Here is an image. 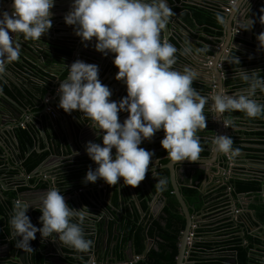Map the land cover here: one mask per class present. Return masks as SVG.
Masks as SVG:
<instances>
[{
	"label": "clouds",
	"instance_id": "9594fccd",
	"mask_svg": "<svg viewBox=\"0 0 264 264\" xmlns=\"http://www.w3.org/2000/svg\"><path fill=\"white\" fill-rule=\"evenodd\" d=\"M54 2L12 0L11 15L8 11L0 12V72L20 56V44L13 36L22 34L26 41H37L48 33ZM260 11L259 22L264 25V7ZM171 14L167 0H72L63 18L65 23L73 26L81 43L95 38L97 52L104 56L114 54L112 62L118 68L115 79L126 85V96L119 101L110 100L112 92L98 79V65L80 59L67 67L66 78L60 80L58 107L67 114L73 110L81 113L102 141L85 144V152L96 167L88 168L83 183H95L99 178L115 185L122 177L124 185H138L152 157L151 151L138 146L161 129L164 136L160 144L171 162L197 161L201 147L196 133L206 127L203 109L210 101L209 106L215 109L216 118H221L225 127H235L231 120L223 118L226 112L239 111L249 119L264 118V103L255 98L257 91L264 94V78L256 70L241 67L235 70L233 79L238 78L246 87L230 95L222 88L201 95L192 87L197 78L195 70L173 67L178 49L161 39ZM249 22L254 23L251 19ZM256 40L257 51H264V31ZM179 51L187 56L202 53L204 49L185 46ZM227 62L240 64V59L236 55ZM118 112H127L122 123L118 122ZM211 151L227 157L237 155L239 148L233 147L231 136L216 135L212 138ZM166 183L164 178L157 179V191H162ZM28 208L22 201H15L8 220L12 235L19 238L17 248L32 250L30 241L37 232L42 238L57 233L62 246L76 253H87L92 247L93 241L86 238L83 230L84 221L92 214L87 206L70 208L58 189L49 188L40 202L38 220L42 226L39 228L26 215Z\"/></svg>",
	"mask_w": 264,
	"mask_h": 264
},
{
	"label": "flooded vegetation",
	"instance_id": "af4514ba",
	"mask_svg": "<svg viewBox=\"0 0 264 264\" xmlns=\"http://www.w3.org/2000/svg\"><path fill=\"white\" fill-rule=\"evenodd\" d=\"M172 1L175 2L176 0ZM250 2L251 0H249V3ZM187 3L189 4L190 2L187 1ZM190 4L195 5L198 3ZM218 5H220L219 2ZM172 6L173 5L171 4L170 8L172 10L173 20L175 18L184 27L179 19L180 13L175 12L172 9ZM263 6L264 2L261 6L258 5L257 7L262 8ZM190 8L193 7L186 8L187 10L185 11L193 19L196 25H198L190 13ZM195 8L206 9L215 13L214 8L206 5L195 6ZM239 44V47L235 46V49L239 52H230V54L225 57L223 55L224 58L221 59L220 63L221 67H223L226 72L223 89L225 93L229 95L240 88L246 87V85L240 82L238 78L233 79L235 70L240 67L246 70H251V66H259L260 64L258 61V64L252 65L251 60L249 59L251 49L241 43ZM243 51L246 52L244 53ZM259 52H261L260 57L264 59V51L263 53L262 51ZM236 55L240 59V64L227 62V60H231ZM257 68L258 75L264 76V65ZM220 78L213 81L215 84L212 91L213 93L217 90L218 85H220ZM112 98L113 96L109 99L115 100V97L114 99ZM255 98L261 103H264V94L259 91H257ZM47 110L50 111V109ZM209 111L213 110L209 104L206 103L203 109L206 117V127L198 129L196 133L200 138L199 143L201 147V152L197 161L190 162L185 159L180 162H171L167 157V151L163 149L160 144V140L164 136L162 129L155 132L150 140H143L141 145L138 146L152 152L150 164L146 170L144 179L138 184L141 193H138L135 187L131 185L121 184L122 187H120L118 195V203H120L121 206V216L120 218H111V220L115 221L113 225V233H115L114 226L118 224L120 227L119 223L123 220L127 222V220L132 221L134 219L139 223H143L144 220H157L168 203L167 193L173 198L171 201L178 205V209L181 214H183L187 224L184 209L176 195L177 188L188 209L191 219L187 250L185 253L186 262L189 264H204L205 261L216 258L220 264H236L238 249H242L248 256L249 264H264V194H262L264 193V148H261L260 151L255 153H251V140L257 139L264 142V118L249 119L239 111L226 112L225 117L223 118L225 120H231L235 127H229H232V130L237 132L234 135H231L230 131L225 132V126L223 123H220L221 135L231 136L233 147L239 148V153L237 155L226 157L223 154L217 155L211 151L213 138L211 134V122L216 120H219L220 122L222 121L221 118H216V116L211 117ZM119 119L120 118H118V121ZM87 123L90 122L86 119V122L84 123V145L89 139H91L86 133L87 128L89 127ZM71 128L74 135L80 132V127H76L75 124L72 125ZM65 133L67 135V131ZM64 139L67 140L64 144H67L69 147V145H71V139L69 137L66 139L65 136ZM262 146L264 147V143ZM83 150L85 151V146L81 148V150L78 149L77 152ZM113 150L115 151V149ZM42 154L46 155L38 166L42 164L41 168L43 169V166L47 165L52 158L47 153ZM28 156L35 159L36 154L28 153ZM77 159H79V157H76L74 152L71 155H66L63 159L64 163H71H69V165H64L63 162H61L60 166L57 168L58 172L56 174L46 175L44 173L42 175L44 177L43 182L38 184L40 185V188L45 187L46 179L54 176L53 178H57L58 187L60 180H62L61 182L64 186L62 192L60 190L62 196L65 195V193L67 194L70 189H73L72 174H74L75 170H70V168L72 164H78ZM197 172H202L204 174L203 181L201 183L190 182L189 178L197 176ZM32 173H29L30 176ZM160 178H164L167 183L162 191H157L155 184L157 179ZM121 179L123 178L121 177ZM15 186L18 187L19 190L23 188L20 187V185ZM253 186L258 188L251 189ZM183 189H192L193 193L190 195H184ZM115 194L116 193L113 191V195H111L112 201ZM143 202H146L149 207V212H144L142 209ZM112 206H114L113 203ZM35 216L36 219H38L39 215L37 213ZM185 229L182 233V237ZM100 230L103 234L102 229ZM100 230L96 227L98 235H101ZM121 232L123 231L121 230ZM123 236H125L124 232L120 237ZM102 237L104 238V247V243L106 242L104 234ZM47 239L48 241L44 242L43 248H40V251L44 253L49 252V257L51 255L58 256L55 247L56 239H51L50 237L44 238V240ZM150 241L152 240H148L147 242L146 251L148 247L151 249L152 246H154V241L153 243ZM48 242H51V245L47 246L46 244ZM113 242H111L110 245H107V251H111V254H109V258L111 259L114 258L113 248L117 245H114ZM128 251L129 247L126 248V257L131 260L132 257L129 255ZM87 256H89L88 253H80L79 264H88ZM44 258L47 259V257ZM99 259H101L100 255Z\"/></svg>",
	"mask_w": 264,
	"mask_h": 264
},
{
	"label": "crops",
	"instance_id": "0c3cea01",
	"mask_svg": "<svg viewBox=\"0 0 264 264\" xmlns=\"http://www.w3.org/2000/svg\"><path fill=\"white\" fill-rule=\"evenodd\" d=\"M171 2L172 9L175 12L180 13L179 14V19L183 23L185 30H179L173 25V16L170 15L166 27V32L169 35L166 40L170 43H172L177 49V53L175 54L177 58L180 60H193L194 62H198V58L202 59L205 56H216V53L213 52L211 49L214 47L215 44L220 43V40L218 37L215 36L214 30H210L208 28H204L202 25L198 26L196 23L193 21V19L188 15V13L185 11L187 10L186 8L193 7L195 6H201L199 4H188V0H176L175 2L172 0H169ZM256 2V5H260L264 2L261 0H254ZM72 3V0H55L53 7L50 9V12L53 16H62L66 15V13L69 11L70 5ZM11 6V4L9 5ZM184 10V12H183ZM215 14V13H214ZM249 12H242L239 15V18H248L250 16ZM246 15V16H245ZM259 13L255 12L253 14V25L251 24V29H247V34L244 36H240L237 38V42L241 43L247 48L252 49L249 54H251V64H259V66L262 67L264 65V59L260 57L259 51H257V45L258 41L256 40V36L261 32L264 31V25H259L257 23V18H258ZM242 16V17H241ZM62 22L64 19L61 20ZM57 21L52 20V27L49 29L47 34H42L41 38H49V39H55V41L58 43L57 46L55 47V57L58 58V64L56 65V69L51 70V69H46L48 72H44L42 69H40L39 64L43 63L45 60H42V55H38L39 61L36 64L29 63V69L26 71H15L9 67V71L7 72V77L6 78H1L0 79V154L5 155L7 153V150L5 146H3V143L8 140V133L9 134H17L19 140H20V149H21V155L20 158L22 161H18V159H9L8 155L5 157H2L0 155V179L4 180L7 185L14 187L15 185H20V187H23V190H20L22 192H26L29 187L31 188H40L39 183L43 182V174L45 173L46 175L49 174H56L57 168L60 166V163L63 162V164L69 165L71 162H65L64 163V157L68 155L69 153H66L63 151V144L65 141L60 142L61 138L58 140H54V144L52 145V149L47 145L48 144V139L50 138V131L48 132L47 130V124L46 121L44 120V117L41 114L42 109H37L33 108L32 110L30 108V103L35 100L36 98L40 100L41 103H52L56 104L55 106L58 109V99H59V93L57 92L58 85L60 83V80H63L67 76V70H63V66L66 62H69L71 60L72 52L73 49L70 48L69 44H75V41L78 36L75 35L73 26L67 25L66 23H56ZM249 22V21H248ZM56 23V24H55ZM247 25V24H246ZM241 27V26H239ZM181 34L183 36V39H177L173 35L176 34ZM235 37V35H234ZM40 38V39H41ZM30 41L31 40H27ZM22 42H26V40H22ZM38 43H41L42 40H37ZM227 41H222L221 44L225 45ZM185 46H191L193 49L195 48H203L204 51L202 53H194L190 54L187 56H182L180 55V49H182ZM36 49H40L39 47H35V53ZM229 50L231 53H236L239 52L237 49H235V45H231ZM255 50V54L252 53ZM68 52V53H65ZM244 53L246 51H243ZM263 53V51H262ZM93 57H89L86 54L83 55H78L77 52L75 53V57L70 61V64L75 61L76 59H80L86 63H94L99 65L101 64L98 72V79L103 85L108 86L110 91L112 92V95L115 101H119V99L123 96H126L125 93L122 94L120 92V88L122 85H124L121 81H117L115 79V74H112V68L113 62V57L114 54H109L108 56H104L101 53L95 51L94 54H92ZM226 56V52L224 54V57ZM250 56V55H249ZM223 57V58H224ZM95 58H98L95 59ZM245 59V58H244ZM262 64H261V60ZM259 61V62H258ZM186 64H188V61L185 60ZM54 62L48 61V64H53ZM183 63L181 65L182 69L178 68V70H183L185 66L190 67ZM6 66V65H5ZM4 66V67H5ZM257 66H251V70H256L258 71L259 67ZM63 70V74L61 76H55L54 73L56 71ZM195 72L200 74L199 69H194ZM201 76V75H199ZM198 79V78H197ZM51 89V90H50ZM24 91L29 95V97L26 99ZM42 91V93H41ZM3 94L7 97L6 99L3 98ZM53 94V96L51 95ZM119 99H118V98ZM13 103V104H12ZM15 103V105H14ZM48 106H50L48 104ZM55 106H50L51 109H54ZM26 108V109H25ZM61 109V108H60ZM48 113V110L46 108L45 110ZM72 113L74 114V120H76L77 117H81L82 114L73 110ZM60 115V114H59ZM127 117V112H118V122H123V120ZM25 124V126H21V124ZM74 125V124H73ZM75 125L77 127V124L75 122ZM54 133L53 136L58 137L55 131H52ZM87 135L91 137L89 141H95L97 143H102L100 141L99 137L96 135L95 131L91 128L88 127L86 131ZM26 137V141L30 144V146L34 147L33 151L31 152L32 154L40 155L42 153H47L48 155L51 156L50 162H48L47 165L43 166V169L41 168V171L39 174L35 177L30 176V174L25 173L23 170V167L25 165V160L29 157L28 152H27V147L22 141L24 140V137ZM25 134L27 136H25ZM65 138L67 139V135L65 133ZM63 138V136H62ZM67 141V140H66ZM264 142L259 141L257 139L251 140V153H255L257 151H260L261 148H264L262 146ZM70 144V143H69ZM71 148V146L69 145ZM79 150H81L80 146L78 145ZM73 149V148H72ZM30 153V154H31ZM54 154V156H53ZM74 155L76 157H79L78 164L71 166L70 170H75L74 174L75 176H72L73 178V184L72 188L70 189L69 192L65 195H63L64 200L66 204L71 205L73 208L80 209L83 206H87L88 211L92 213L86 220L84 221L83 224V230L85 233L86 238H90L93 241V245L91 247L92 250L96 251L97 254L101 256V259L103 261H106V259L109 258L110 251L108 250L103 254L102 252V247H103V240L104 238L102 237L104 234L103 231V222L105 218L108 220L110 219L109 223V235L107 238H105L107 245H110L111 242L117 239V236L115 233H113V225L114 222L111 220V218H120V213H121V206L120 203L115 204L113 201V207L109 205V201L106 204V208L102 206V204H97L94 201V196L96 193L103 194V197L108 194L113 195V191L119 195V190L120 187H122L123 179L118 178V181L115 185H108L106 184L102 179H97L95 183L89 182L87 184L83 183L82 180L79 178V173L83 172L86 173L89 167H92L93 169L96 167V164L90 160L86 152L83 151H75ZM11 172H8L10 171ZM19 173L21 175L19 176ZM31 177V178H30ZM54 177V176H52ZM50 178H48L49 180ZM47 180V179H46ZM62 180H60L59 187L62 192L64 186L62 185ZM3 182V181H2ZM30 188V189H31ZM14 192L13 189H10V191H4L3 193L5 195H8L9 193ZM25 194V193H24ZM26 197H29L24 200L23 203L29 205H32L36 203L37 197L31 196V193H27ZM32 197V198H30ZM111 199V198H110ZM33 200V202H31ZM73 200L75 202V205L73 204ZM1 205L2 202L0 201ZM100 211L101 215L99 216L95 212ZM36 213L34 212V215ZM8 217V218H7ZM7 220L4 225V227L8 228V238L6 239L5 243L1 244L0 246L5 245L6 243L11 242L12 244H16V238L12 235V230L8 224V220L10 218V215H7ZM3 218L2 215H0V220ZM96 219V220H95ZM75 220V218H73ZM34 225L39 228L41 225V222L36 219L34 222ZM93 225H96V227L100 230L102 229L103 234L101 233L98 235L96 232V229L90 227H94ZM87 227H89L87 230ZM86 229V230H85ZM98 236V237H97ZM35 239L30 241V244L35 243L36 245H39L40 248H43L44 242H47V240H44L40 236V233L37 232L35 235ZM101 237V239H100ZM100 239V240H99ZM31 247V246H30ZM64 253L62 254L65 258V261L67 264H79V257L80 253L74 252L70 247L67 246H62ZM32 250L29 251L30 255L33 254L35 251L34 248L31 247ZM111 250V249H110ZM13 253V251H11ZM129 253V251H128ZM9 252L8 250L4 248H0V264H6V261L9 260L8 256ZM61 255L58 253V256ZM127 255V254H126ZM53 256V255H51ZM131 257L132 253L130 254ZM72 261V262H70ZM116 262L115 256L114 259L111 260V262ZM60 264V263H56ZM119 264V263H117Z\"/></svg>",
	"mask_w": 264,
	"mask_h": 264
},
{
	"label": "water",
	"instance_id": "95a60500",
	"mask_svg": "<svg viewBox=\"0 0 264 264\" xmlns=\"http://www.w3.org/2000/svg\"><path fill=\"white\" fill-rule=\"evenodd\" d=\"M190 3H198L199 5H206L208 7H212L214 8L215 13L219 14V21L221 23V25L223 26V36L221 38H219L220 43H217L214 45V47L211 49L213 52L216 53V56L212 57V56H205L202 59L198 58V62H194L193 60H189V59H185L188 61V64H186L185 60H180L179 58H177L176 64L173 65L174 68H176L178 70V68L182 69L181 65H183V63H185L186 65L190 66V68L194 69H199L200 74L197 75V78L193 81L192 87L195 88L198 92H200L201 95H210L213 92V88L215 87L214 84V80L215 79H219L220 77V85H218L217 90L219 89H223L224 87V83H225V75L226 72L224 71L223 67L219 68V64L221 63V59L223 58V55L225 54V52L227 50H229L230 46L233 44L236 47H239L240 44L237 43V37H234V30L236 29H241L243 31V35L245 36L247 34V29H242L244 27L249 28V30L251 29V23L248 22L251 20H253V14L255 12H258V18H257V23L260 25L259 22V17L262 14L260 11V7H257L256 2L254 0H251V2L249 3V0H188ZM231 1H234L233 4H231ZM217 2V3H216ZM218 2L220 3V5H218ZM11 4V6H9ZM167 4L169 7H171V3L167 0ZM264 7V6H263ZM249 9V10H248ZM3 11H8L9 14L11 15L12 12V0H0V12ZM251 12L252 14L246 18H239V15L242 12ZM216 14V15H217ZM173 15V14H171ZM65 15L62 16H51V21L55 20L57 21L56 23H60L62 24L63 22L65 23V21H61L64 18ZM246 16V15H245ZM217 17V16H216ZM242 17V16H241ZM55 23V24H56ZM247 24V25H246ZM173 25L179 29V30H185V27H183L181 25V23L179 21H177L175 18L173 20ZM241 26V27H239ZM168 29V27H166ZM166 28L164 30H162L161 32V39L162 40H166V38H168V34L166 32ZM253 31V30H252ZM10 32V30H9ZM175 38L177 39H183V36L181 34H176L173 35ZM15 40L17 41V43L20 44V56L18 57V59L14 62L8 63L6 64V66L4 67L3 72H0V79L1 78H6L7 77V72L10 70L9 67L11 66V68L15 71H26L29 69V63L32 64H36L39 59H38V55L41 54L42 55V60H45L43 63L39 64L40 69H42L44 72H48L46 71V69H51L54 70L56 69V65L58 64V58L55 57V47L57 46V42L55 41V39H49V38H41L42 42L38 43L37 41H26L25 43L22 42L23 40V35H16ZM227 41L225 45H222L221 42ZM94 43H95V38H93V40L91 42L85 41L84 43H81V40L79 37H77L75 44H69L70 48L73 49L72 52V56H71V60L73 59V57H75V53L77 52V56L78 55H83L86 54L89 57H93L92 54H94V52L96 51L94 48ZM87 45V46H85ZM39 47L40 49H36V52L38 54L35 53V47ZM243 48V47H242ZM248 50V49H247ZM252 50V49H251ZM255 54V50L254 52H252ZM98 60V58H95ZM70 60V61H71ZM48 61L50 62H54L53 64H48ZM70 61L66 62L63 66V70H67V67L70 65ZM56 64V65H55ZM101 64L99 63L98 67ZM112 68L114 70H112V74H115L118 71V68L114 65H112ZM63 70H57L54 75L56 76H61L63 74ZM201 75V76H199ZM51 90V89H50ZM120 92L125 93L126 94V85H122V87L119 89ZM42 93V91H41ZM25 97L26 99L29 97V95L24 91ZM53 96V94H51ZM3 98H7L5 96V94H3ZM118 98V97H117ZM119 99V98H118ZM211 103V101L209 102ZM208 103V104H209ZM13 104V103H12ZM48 104L52 107L55 106L56 104H52L51 102L49 103H41L39 99H35L30 103V108L29 109H33V108H37V109H42L41 114L44 117V120L46 121L47 124V130L48 132L50 131V138L48 139V146L52 149V145L54 144V140H58L59 138H61L60 142H63L66 140L64 139V134L67 131V135L68 137L71 139V148L68 147L67 144H63V151L66 153H69L70 155L77 151L79 149L78 145L80 146V148H83L85 145V140H84V132H85V128H84V123L86 122V118L84 117H77L76 120H74V114H67L63 111V109H56L57 107L55 106L54 109H51L50 106H48ZM15 105V103H14ZM47 109H50V111H48V113L45 111ZM26 109V108H25ZM213 111H209V115L211 117L215 116V109L211 108ZM228 113V112H227ZM60 114V115H59ZM225 114H223V117H225ZM222 121V119H221ZM77 124L78 127H80V132L76 135H74V133L72 132V128L71 126L73 124ZM220 122L219 120L213 121L211 122V134L213 137H215L216 135H221V128H220ZM66 126V127H65ZM218 126H219V130H218ZM231 129V130H230ZM52 131H55L57 134V138L56 136H53L54 133ZM225 132H229L230 134L232 133V127L228 128L225 127L224 128ZM229 134V135H230ZM18 135L15 133L13 134H9L8 133V140L6 142L3 143V146H5L7 153L5 154L6 156L8 155L9 159H18V161H22V159L20 158L21 155V149H20V140L17 137ZM63 136V138H62ZM22 141H26V137L24 138V140L22 139ZM24 144L27 147V151L28 153H31L34 149V147L30 146V144L28 142H24ZM78 144V145H77ZM73 148V149H72ZM112 152L114 153L115 151L112 150ZM2 157H5V155L0 154ZM41 167L42 164L40 166H38L34 172L31 174L32 177H35L36 175H38V173L41 171ZM23 170L25 172H27V168L23 167ZM8 172H11L8 171ZM21 175V173H19V176ZM52 177V176H51ZM45 182V187H42L40 189H36V188H31L29 187V189L26 192H20V190L18 189V187L14 186L11 187L9 186V184L7 185V183H5V181L2 179H0V201L2 202V204L5 206V208L7 209L9 215L12 213V209H13V205L14 202L17 200L20 201H26L27 198L26 197L27 193H31V196L33 197H37V201L35 204L32 203V205H29L28 210L26 211V215L29 216L30 218V222L34 225V222L36 220V216L34 215V212L37 213L39 216L41 215L40 211H39V207H40V202L43 198V196L46 194L47 190L49 188H56L59 190L58 187V181L57 178H51ZM3 181V182H2ZM31 188V189H30ZM10 189H13L15 196L10 198L9 195H5L3 192L5 191H10ZM60 191V190H59ZM25 193V194H24ZM112 194H108L105 195L103 197V194L100 193H96V195L94 196V201L97 204H102V206L104 208H106V204L109 201V205L111 207L112 206ZM176 195L178 197V199L180 200L181 206L184 209L185 215H186V220H187V224H186V229L185 232L183 234L181 243H180V247H179V255L177 257V264H189L188 262L185 261V253L187 250V242H188V235H189V230L191 227V219H190V214L188 212V209L180 195V192L178 191V189L176 188ZM32 198V197H30ZM111 198V199H110ZM31 202H33V200H31ZM73 204L75 205V202L73 200ZM68 207H72L71 205H68ZM96 214H98L99 216L101 215L100 211L95 212ZM96 220V219H95ZM103 231H104V237L107 238L109 235V220L107 218H105L104 222H103ZM35 226V225H34ZM94 227H87V230L94 228L96 229V225H93ZM114 232L117 236V240H115L113 242V244H117V241L119 240L120 236H121V227H119V225H115L114 226ZM89 228V229H88ZM86 230V229H85ZM12 232V231H11ZM37 234V233H36ZM35 234V235H36ZM53 237H50L51 239H54V237L56 238V242H55V247L57 249V252L61 255L59 256H50L49 257V252L48 253H44L42 251H40V246L36 245L35 243L30 244V246L32 248L35 249L36 253H40L42 256L47 257L46 259V264H56L57 262L60 264H67V262L65 261L64 256L62 255L63 249H62V244L59 242L58 240V234L57 233H53L52 234ZM151 243H153V241H150ZM47 246L51 245V242H48L46 244ZM6 248L9 252L8 256H9V260L6 261V264H35L34 260H33V256L32 254L30 255L29 251H25L23 249L17 248L16 244H12L11 242L6 243L3 246H0V248ZM150 248L148 247L147 251L145 252L144 256L147 255V253L149 252ZM11 251H13V253H11ZM48 251V250H47ZM103 254L105 252H107V243H104V247L102 250ZM89 256H87V260H88V264H92L93 260L95 261V264H117L116 262H111L112 259L114 258H108L106 259V261H103L102 259H99V254H97L96 251L92 250L90 248V250L87 252ZM130 262L129 259H127V261L123 262V264H128ZM79 263V262H78Z\"/></svg>",
	"mask_w": 264,
	"mask_h": 264
},
{
	"label": "trees",
	"instance_id": "16d2710c",
	"mask_svg": "<svg viewBox=\"0 0 264 264\" xmlns=\"http://www.w3.org/2000/svg\"><path fill=\"white\" fill-rule=\"evenodd\" d=\"M190 13L194 17L198 25H202L204 28L214 30L215 36L221 38L223 36V26L221 25L217 15L210 10L206 9H193L190 8ZM68 53V52H65ZM264 78V76H261ZM264 99V98H263ZM25 136H27L25 134ZM24 137V134H23ZM25 138V137H24ZM46 154L36 155L35 159L29 156L25 161V167L28 173H32L36 167L41 163ZM197 176L190 177L189 181L193 183H201L204 179L202 172H197ZM75 176L76 174H72ZM79 178L83 180L85 173L78 174ZM258 188V187H251ZM21 188L20 190H23ZM138 193L141 190L138 185L135 186ZM184 195H190L193 193L192 189H183ZM10 198L15 196V193L8 194ZM168 203L164 207L161 216L154 221L144 220L143 223L137 222V220H123L120 222L121 230L125 236L120 237L117 241V245L113 248V255L117 263L123 264L127 261L126 248H132V256L140 257L139 260L129 262L128 264H177V257L179 255V247L181 242L182 233L185 229L186 221L178 209V205L171 201L173 198L167 193ZM113 202L118 203V195L113 196ZM142 209L144 212H149V207L146 202H143ZM0 215L3 218L0 220V245L5 243L8 238V228L4 227L7 215H9L5 206L0 203ZM7 217V218H6ZM121 232V234L123 233ZM148 240L154 241V246L149 250L146 256L147 242ZM111 252V251H110ZM35 264H45L46 259L40 253L34 252L32 254ZM72 262V261H70ZM80 263V262H79ZM204 264H220L216 258L209 259ZM236 264H249L248 256L242 249H238Z\"/></svg>",
	"mask_w": 264,
	"mask_h": 264
},
{
	"label": "built area",
	"instance_id": "2783aa9c",
	"mask_svg": "<svg viewBox=\"0 0 264 264\" xmlns=\"http://www.w3.org/2000/svg\"><path fill=\"white\" fill-rule=\"evenodd\" d=\"M233 2H234V1H231V4H233ZM9 34H10V36H11V31L9 32ZM234 35H235V37L239 38L240 36L243 35V31H242L241 29H236V30H234ZM15 37H16V35L13 36L12 39L15 40ZM230 52H231L230 50H227V51H226V55H229ZM219 67H221V64H219ZM21 126H25V124L23 123V124H21ZM236 132H237V131L232 130L231 135H234ZM189 253H190V252H189ZM139 259H140V257H138V256H137V257H132V258H131V260H133V261H137V260H139ZM131 260H130V262H131ZM92 264H95V261H94V260H93Z\"/></svg>",
	"mask_w": 264,
	"mask_h": 264
},
{
	"label": "rangeland",
	"instance_id": "374dc122",
	"mask_svg": "<svg viewBox=\"0 0 264 264\" xmlns=\"http://www.w3.org/2000/svg\"><path fill=\"white\" fill-rule=\"evenodd\" d=\"M132 253L131 248L129 247V255Z\"/></svg>",
	"mask_w": 264,
	"mask_h": 264
}]
</instances>
